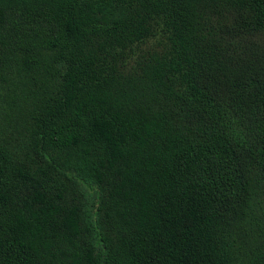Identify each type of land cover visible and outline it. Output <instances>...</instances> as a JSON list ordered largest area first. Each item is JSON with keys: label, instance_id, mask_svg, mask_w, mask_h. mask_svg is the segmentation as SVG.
I'll return each instance as SVG.
<instances>
[{"label": "trees", "instance_id": "16d2710c", "mask_svg": "<svg viewBox=\"0 0 264 264\" xmlns=\"http://www.w3.org/2000/svg\"><path fill=\"white\" fill-rule=\"evenodd\" d=\"M0 264H264V0H0Z\"/></svg>", "mask_w": 264, "mask_h": 264}]
</instances>
